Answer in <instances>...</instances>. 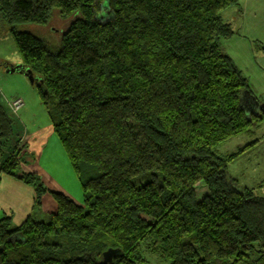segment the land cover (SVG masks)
Here are the masks:
<instances>
[{"label":"trees","instance_id":"obj_1","mask_svg":"<svg viewBox=\"0 0 264 264\" xmlns=\"http://www.w3.org/2000/svg\"><path fill=\"white\" fill-rule=\"evenodd\" d=\"M240 1L0 0V32L42 77L40 101L83 192L82 205L52 192L45 220L1 218L0 264H101L108 248L122 252L108 264H147L144 252L170 264H264V197L228 172L260 141L219 151L264 125V112L245 113L248 79L222 44L236 34L222 13ZM56 13L69 19L57 45L19 29ZM14 134L0 102V139ZM16 153L0 175L31 185L39 208L47 188L16 172ZM198 181L209 189L201 199Z\"/></svg>","mask_w":264,"mask_h":264},{"label":"rangeland","instance_id":"obj_2","mask_svg":"<svg viewBox=\"0 0 264 264\" xmlns=\"http://www.w3.org/2000/svg\"><path fill=\"white\" fill-rule=\"evenodd\" d=\"M241 1V4L239 3L237 6H232L222 13L224 20H240V17H242V12L246 9L245 6L242 5ZM262 4L264 5V2ZM101 5V11L105 13L109 11L107 5L106 7ZM106 15L107 17H110L111 11L107 12ZM261 18L262 21H258L259 24L264 22V10H261ZM51 20L52 21L47 26L28 24L19 26V29L23 31H30L38 36L49 39L57 45L59 43L60 36L67 28L69 19H62L56 13ZM249 31L254 37H261L260 40L253 39L252 43L257 41L260 42L262 46H264V28L262 29L261 27H255L254 29H250L249 27ZM252 51L254 56L256 55L258 57L259 54L264 55V49L253 47V44ZM0 57L6 59V63L8 64L11 62H17V60L21 61L18 46L7 28L0 32ZM261 67H263V65H261ZM249 71H251V68ZM242 73L248 79L247 75L243 71ZM34 76V81L31 82L30 79L24 75V73L17 70L14 72H7L6 69L0 71V102L6 104V100H12L16 97H21L24 99L25 103H28L26 106L25 115L23 114L24 116H12L15 134L7 141L0 139V158H2L3 164L11 158L13 152H17L15 157H18L16 161L19 163L16 172H23L21 170L22 166L27 161H31V163L34 162L32 158L35 156L34 154L31 155L23 153V149L19 147L21 145V143H19L20 138H24L27 132L31 134L32 131L50 124L49 116L45 106L40 101L38 92L37 85L43 84L42 77L38 75ZM10 113L13 115L12 112ZM256 132L258 133L256 138L255 136L251 137L242 134V136L238 138L230 139L228 142L219 147V151L223 153H231L238 149V144H247L251 140L259 139L260 142L252 150H250L245 155H240L236 160L229 164L228 172L230 175L237 178L238 188H251L257 195L264 197V125L260 126ZM47 140L48 142L46 147L48 148V153L46 154V157L50 158V160L47 159L49 164H47L44 160L42 161L43 163H39L38 160V165L42 166L54 178L57 177V180L68 188V192L75 200L82 201L79 202V204L82 205L83 192L81 181L77 173L74 171L70 159L59 137L54 131H52ZM3 164L0 165V167H2ZM22 169L24 170V168ZM143 178V175H139L134 178V182L139 183ZM195 187L198 199L203 198L209 192L208 187L203 181H198ZM144 254L148 259L147 264H170L167 259H164L159 255L148 254L147 252H144Z\"/></svg>","mask_w":264,"mask_h":264},{"label":"crops","instance_id":"obj_3","mask_svg":"<svg viewBox=\"0 0 264 264\" xmlns=\"http://www.w3.org/2000/svg\"><path fill=\"white\" fill-rule=\"evenodd\" d=\"M241 2L246 8L242 12V17L244 18L240 17V20L233 19L227 21L232 24L236 34L230 39L224 40L222 44L226 53L248 77V88L242 91L240 98V103L245 113L258 115L264 112V55L259 54L258 57L254 56L252 40H260L261 37H254L249 31V27L250 29H254L255 27L264 28V22L258 23V21H262L261 10H264V5L262 4L264 0H242ZM21 63L20 60H17V62L8 64L6 63V59L0 57V71L6 69L7 72H10V69L16 68ZM250 68L251 71H249ZM27 104L25 103L24 107L18 111L20 117L25 115ZM52 131H54V128L50 121V124L32 131L31 134L27 132L24 138H20L19 140V143H21L19 147L23 149L24 154L35 155L32 158L34 162L27 161L22 166L24 170L22 168L21 170L25 173H37L47 188L42 194L39 208H36L35 191L31 185L6 173L0 175V219L9 216L12 218L14 226L25 221L30 215L40 220L47 219L49 214L53 213L56 209V201L51 194L52 192L63 193L78 204L82 202L75 200L68 192V188L63 183H60L57 177L54 178L42 166L38 165V160L39 163H43L42 161L44 160L49 164L48 160L50 158L46 157L48 153L46 146L48 136ZM241 145L245 144L240 143L238 147ZM2 164L3 161L0 158V165Z\"/></svg>","mask_w":264,"mask_h":264},{"label":"water","instance_id":"obj_4","mask_svg":"<svg viewBox=\"0 0 264 264\" xmlns=\"http://www.w3.org/2000/svg\"><path fill=\"white\" fill-rule=\"evenodd\" d=\"M21 71L22 73H24L31 82L34 81V74L31 72V70L29 68H26L23 66V64L21 63L20 65H17L16 68H12L9 71ZM122 254L121 250L118 248H108L106 251L103 252V258L101 260V264H108L109 262L112 261V259L115 256H120Z\"/></svg>","mask_w":264,"mask_h":264},{"label":"built area","instance_id":"obj_5","mask_svg":"<svg viewBox=\"0 0 264 264\" xmlns=\"http://www.w3.org/2000/svg\"><path fill=\"white\" fill-rule=\"evenodd\" d=\"M25 105L24 99L21 97H16L12 100H8L6 102V107L9 110V112H12L13 115H18V111L22 109Z\"/></svg>","mask_w":264,"mask_h":264}]
</instances>
